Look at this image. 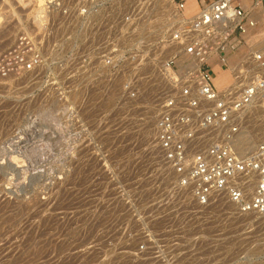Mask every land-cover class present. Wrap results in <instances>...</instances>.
Instances as JSON below:
<instances>
[{"label":"built area","instance_id":"2783aa9c","mask_svg":"<svg viewBox=\"0 0 264 264\" xmlns=\"http://www.w3.org/2000/svg\"><path fill=\"white\" fill-rule=\"evenodd\" d=\"M152 1L35 0L34 28L0 49V81L30 73L74 97L106 79L116 87V106L156 110L154 144L89 151L95 186L116 187L109 200L116 201L117 231L125 229L118 245L145 251L163 248L167 228L181 242L183 224L207 215L218 199L241 214L264 215V137L249 154L234 148L242 114L264 110L262 55L246 56L254 66L244 83L233 69L232 82L218 87L211 71L239 46L246 12L212 0L186 17L183 1L171 0L170 17L181 19L168 31H143ZM169 45L176 50L166 56Z\"/></svg>","mask_w":264,"mask_h":264},{"label":"rangeland","instance_id":"374dc122","mask_svg":"<svg viewBox=\"0 0 264 264\" xmlns=\"http://www.w3.org/2000/svg\"><path fill=\"white\" fill-rule=\"evenodd\" d=\"M152 2L142 30L168 31L180 16ZM35 8V0H0V49L22 29L34 28ZM237 56H231L236 64ZM98 84L103 87L72 97L68 89L36 83L30 73L0 81V264H264V215L241 214L221 199L198 221L183 224L181 242L172 241L176 236L167 228L163 248L118 245L125 229L117 231L116 201L109 200L116 187L95 186L89 151L154 144L157 112L116 106L113 83ZM260 118L262 109H249L242 125Z\"/></svg>","mask_w":264,"mask_h":264},{"label":"crops","instance_id":"0c3cea01","mask_svg":"<svg viewBox=\"0 0 264 264\" xmlns=\"http://www.w3.org/2000/svg\"><path fill=\"white\" fill-rule=\"evenodd\" d=\"M183 1L184 8L182 13L186 17H190L196 14L200 8L208 4L212 0H179ZM231 4L235 7L241 8L246 12V19L242 21V24L246 27L243 33H239L240 44L234 52L225 53L226 66H212L213 73L216 74L214 83L217 85H227L230 83V70H236L238 65L242 62L249 63L246 56H251L255 53L262 55L261 61L264 63V0H231ZM249 21H253L254 25L250 26ZM233 54H237V57H242L239 63L236 64V57L231 58ZM243 55V56H242ZM215 59V57L213 58ZM236 64L235 66H231ZM229 67L230 70H225ZM235 67V68H234ZM218 86V85H217ZM221 86V85H220Z\"/></svg>","mask_w":264,"mask_h":264},{"label":"bare ground","instance_id":"6f19581e","mask_svg":"<svg viewBox=\"0 0 264 264\" xmlns=\"http://www.w3.org/2000/svg\"><path fill=\"white\" fill-rule=\"evenodd\" d=\"M155 1L157 2V4L159 6L162 7V9L163 8L164 9H173V3L171 0H155ZM180 19H181V17H180ZM263 46H264V44H263ZM262 50L264 51V48L261 49V51ZM172 52H174V50H172V48L170 50H167V53L169 55L172 54ZM216 65L220 66V64H218V63H216L215 66ZM252 66H254V63L252 65L251 63L242 62L238 65L237 69L234 70L235 74L237 75L238 83H242V82L244 83V81H246L244 79L243 75L246 74L247 72H249L250 70H252ZM257 109H261V108H257ZM250 124H251L250 126H248V125L243 126L242 125V128H241L240 132L238 133V135L235 139V142H234V148H235L236 152L240 155H246V154L253 152L257 147L256 146V138L259 137V139L260 138L262 139L264 137V119L263 118H260V120H257V121L250 122Z\"/></svg>","mask_w":264,"mask_h":264}]
</instances>
